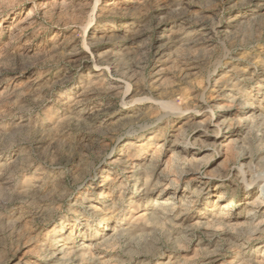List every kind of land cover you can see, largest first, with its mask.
<instances>
[{
    "label": "rangeland",
    "instance_id": "rangeland-1",
    "mask_svg": "<svg viewBox=\"0 0 264 264\" xmlns=\"http://www.w3.org/2000/svg\"><path fill=\"white\" fill-rule=\"evenodd\" d=\"M250 171L264 0H0V264H264Z\"/></svg>",
    "mask_w": 264,
    "mask_h": 264
},
{
    "label": "bare ground",
    "instance_id": "bare-ground-1",
    "mask_svg": "<svg viewBox=\"0 0 264 264\" xmlns=\"http://www.w3.org/2000/svg\"><path fill=\"white\" fill-rule=\"evenodd\" d=\"M29 16V15H28ZM26 20H29L26 19ZM234 21H237V19H235ZM35 22V21H34ZM238 22V21H237ZM149 51V50H148ZM148 53V52H147ZM156 54V52H155ZM94 70H97V67H93ZM113 80V79H111ZM121 84V82H120ZM123 85H125L123 83ZM117 89H120V86H118L117 84L112 87V91L110 92V95L111 97H114V92L117 90ZM86 92V91H84ZM92 95V93H89V95ZM95 94V93H94ZM88 94L86 95H82L81 99L78 100L76 103H75V106H79V105H86L87 103H90L92 101V97L94 99V96H89ZM96 99V98H95ZM73 106V104H72ZM248 107H252V105H246ZM74 108V107H73ZM81 108V107H80ZM164 108H168V110H175L174 109V106L171 105H168ZM75 109V108H74ZM92 116V115H91ZM252 120V123H253V120L254 121H260L262 119L261 116H250V115H245L242 119V121L244 122H248L250 123V121ZM219 126V125H218ZM251 130V129H250ZM179 132V131H178ZM181 134V133H180ZM177 136V135H176ZM147 168V167H146ZM139 170V169H138ZM137 170V171H138ZM151 170V169H150ZM137 174L133 173L132 177H135ZM248 175V174H247ZM249 179L247 181H245L246 183V188H245V191L248 195L251 194V188L253 187H256L259 183H261L259 185V188H257L256 190L258 191L257 193V198L253 201L249 200L246 202V207H247V213H246V218L247 219H252V224L253 227L251 229V231H249V233L247 234L248 237L246 236V240H249L250 238L252 239H255L253 237H255L256 235H259L262 233V227H264V172H258V171H250L249 172ZM132 180H134L135 182L138 180V178H132ZM157 184V183H156ZM159 184V183H158ZM145 191V190H144ZM173 198V197H172ZM156 208H160L161 211L163 212V214L165 216H169L171 214V212L175 209V204H172L171 202H162L158 205H155ZM232 205H230L229 203H224L221 205V210L223 211H229L230 210V207ZM244 217V216H243ZM239 225V224H238ZM198 226V225H197ZM203 228V226L200 224L197 228ZM206 227V226H204ZM206 229V228H205ZM237 235V234H236ZM119 235L115 234L113 237V240L114 239H117ZM237 239H239L238 235L236 236ZM235 237V238H236ZM241 237V236H240ZM107 238V237H106ZM120 239V237H119ZM241 240V239H240ZM114 242V241H112ZM117 242V241H116ZM99 245V244H98ZM66 247V246H65ZM96 247V245H95ZM46 248V247H45ZM44 248V249H45ZM90 249V248H89ZM92 249V248H91ZM96 249V248H95ZM86 250V246H83L81 248H78L77 250L75 251H72L70 253H66L65 250L63 249H59L58 250V255H60V260L61 259H64L66 256H70V259H65V261L62 260L61 264H82L84 261L82 260V255L84 254L83 252ZM47 252V251H46ZM80 253H83V254H80ZM58 255H52L50 258L46 259L47 261L51 260L52 258H58ZM55 256V257H54ZM84 256V255H83ZM67 260V261H66ZM48 261V262H49ZM55 262V261H54ZM50 263V262H49Z\"/></svg>",
    "mask_w": 264,
    "mask_h": 264
}]
</instances>
